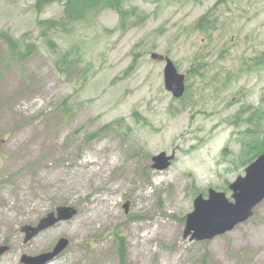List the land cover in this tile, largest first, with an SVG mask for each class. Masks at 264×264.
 Masks as SVG:
<instances>
[{
	"label": "rangeland",
	"instance_id": "obj_1",
	"mask_svg": "<svg viewBox=\"0 0 264 264\" xmlns=\"http://www.w3.org/2000/svg\"><path fill=\"white\" fill-rule=\"evenodd\" d=\"M52 30L63 0L0 1V264L68 247L49 264H264V202L233 232L184 238L194 201L229 186L264 154V0H128ZM207 16L208 33L196 22ZM53 43V47L50 45ZM169 57L186 76L165 86ZM58 63L61 69L58 67ZM174 156L153 169V158ZM129 203L128 212L125 204ZM60 206L77 216L24 243Z\"/></svg>",
	"mask_w": 264,
	"mask_h": 264
},
{
	"label": "water",
	"instance_id": "obj_2",
	"mask_svg": "<svg viewBox=\"0 0 264 264\" xmlns=\"http://www.w3.org/2000/svg\"><path fill=\"white\" fill-rule=\"evenodd\" d=\"M1 1V0H0ZM156 60H165L164 71L165 86L167 91L180 99L186 91L185 76L180 74L176 65L170 58L163 55L153 54ZM6 139L0 137V151L5 145ZM174 156L162 153L153 158V169L164 171L171 166ZM233 192V202L226 194L214 189L209 190V196L205 199L200 194L194 201V211L187 215L184 238L202 242L213 240L235 230V228L247 222L254 214V210L264 201V154L246 169V176H240L229 186ZM128 212L129 203L125 204ZM75 207L60 206L55 212L47 214L36 226L26 225L21 231L25 234V242L39 236L42 232L53 228L61 222L72 220L77 216ZM69 245V241L62 239L52 252L31 257L24 255L21 259L23 264H49L55 260ZM8 246L0 248V257L9 251Z\"/></svg>",
	"mask_w": 264,
	"mask_h": 264
},
{
	"label": "trees",
	"instance_id": "obj_3",
	"mask_svg": "<svg viewBox=\"0 0 264 264\" xmlns=\"http://www.w3.org/2000/svg\"><path fill=\"white\" fill-rule=\"evenodd\" d=\"M127 1L128 0H63L64 10L60 18L39 22L42 37H46L52 30L61 29L66 31L68 25L73 27L75 24L87 22L89 18L97 17L106 10L116 11L120 18V26L124 28V22L131 17H138V19H141V16H137L135 9L128 12L125 8ZM207 23V16H204L196 22L195 27L198 31L205 34L210 30L206 25ZM0 40L6 42L12 55L17 57L20 61H25L37 51V47L31 44L27 46L25 52H21L18 42L6 32L0 33ZM50 45L53 47V43ZM58 67L61 69L59 63ZM262 114H264V112H262Z\"/></svg>",
	"mask_w": 264,
	"mask_h": 264
}]
</instances>
